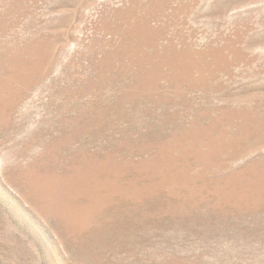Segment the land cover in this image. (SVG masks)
Listing matches in <instances>:
<instances>
[{
    "label": "rangeland",
    "instance_id": "1",
    "mask_svg": "<svg viewBox=\"0 0 264 264\" xmlns=\"http://www.w3.org/2000/svg\"><path fill=\"white\" fill-rule=\"evenodd\" d=\"M0 264H264V0H0Z\"/></svg>",
    "mask_w": 264,
    "mask_h": 264
}]
</instances>
